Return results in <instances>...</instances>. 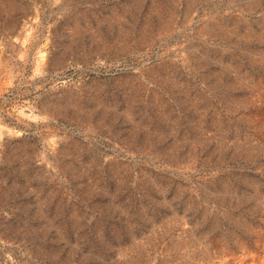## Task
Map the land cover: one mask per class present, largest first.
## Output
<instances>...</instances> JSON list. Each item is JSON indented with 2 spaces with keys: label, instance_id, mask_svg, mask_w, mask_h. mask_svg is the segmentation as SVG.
<instances>
[{
  "label": "rangeland",
  "instance_id": "1",
  "mask_svg": "<svg viewBox=\"0 0 264 264\" xmlns=\"http://www.w3.org/2000/svg\"><path fill=\"white\" fill-rule=\"evenodd\" d=\"M0 264H264V0H0Z\"/></svg>",
  "mask_w": 264,
  "mask_h": 264
},
{
  "label": "bare ground",
  "instance_id": "2",
  "mask_svg": "<svg viewBox=\"0 0 264 264\" xmlns=\"http://www.w3.org/2000/svg\"><path fill=\"white\" fill-rule=\"evenodd\" d=\"M255 260V259H254ZM255 262V261H254Z\"/></svg>",
  "mask_w": 264,
  "mask_h": 264
}]
</instances>
